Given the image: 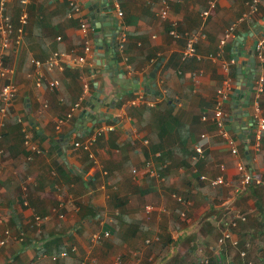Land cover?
Segmentation results:
<instances>
[{
    "label": "crops",
    "instance_id": "crops-1",
    "mask_svg": "<svg viewBox=\"0 0 264 264\" xmlns=\"http://www.w3.org/2000/svg\"><path fill=\"white\" fill-rule=\"evenodd\" d=\"M23 1L0 0V19L8 17L17 27L21 13L26 14L21 43H11L1 59L9 71L0 72V89L14 84L17 92L5 112L0 110V239L4 229L10 231L0 246V264H195L203 255L210 264H264V183L243 189L236 169L239 160L249 163L264 179V132L256 150L249 125L253 91L249 114L239 115L243 108L232 105L236 76L230 77L227 56L232 48L235 59L234 42L246 33L234 61L244 66L243 72L248 69L245 55L264 37V0L242 21L250 0H217L204 20L200 14L209 0H117V6L108 0L117 26L104 20L88 34L92 53L85 61L44 70L41 86L30 59L56 51L81 54L78 16L91 22L86 0ZM72 1L80 5L78 16L69 15ZM162 1L168 10L164 19L156 16ZM235 22L219 55L223 33ZM117 28L113 39L111 31ZM172 28L177 36L169 34ZM190 33L204 34L194 44L199 60L181 57ZM109 70L122 72L108 75ZM254 70L260 71L257 61ZM53 79L59 85L50 89L47 81ZM227 79L232 90L221 108L237 156L230 155L213 121L212 108ZM96 89L99 101L92 99ZM245 92L242 87L234 99ZM259 101L264 116V92ZM103 125L114 129L98 137L89 151L75 146ZM23 129L39 152L25 146ZM71 131L67 140L61 138ZM202 132L209 136L205 158L194 162L193 144ZM157 152V178H151L144 162ZM220 165L226 184L213 186L209 179ZM146 204L153 208L149 214L143 210ZM232 212L246 213V220L220 246L221 225ZM103 231L109 236L90 241L92 232ZM156 234L158 241L145 244ZM71 246L76 250L70 251ZM62 251L68 252L65 257Z\"/></svg>",
    "mask_w": 264,
    "mask_h": 264
},
{
    "label": "built area",
    "instance_id": "built-area-1",
    "mask_svg": "<svg viewBox=\"0 0 264 264\" xmlns=\"http://www.w3.org/2000/svg\"><path fill=\"white\" fill-rule=\"evenodd\" d=\"M25 1V0H24ZM23 1V2H24ZM217 0H209L207 9L202 11L200 14L202 19L209 14V11L216 6ZM262 0H250L248 2V8L247 10L242 13V17L239 19V21L244 20L245 18H250L253 14H255L258 11L259 5ZM113 3L117 6V0H113ZM72 11L69 13L70 16L77 15L80 13V5L74 1L71 3ZM119 11V9H117ZM168 14L167 5L165 2H161L159 5V9L157 12V15L160 19L166 18V15ZM8 17H2L0 22V72L1 74H5L9 71V69L1 67V59H3L4 50L10 46L11 43L19 44L21 43L23 39V27L26 23V14L24 12L21 13L19 17V22L17 27H15L9 20ZM78 22H79V28L83 37V45H82V52L81 54L72 55L70 52L65 51H56L47 56L44 59H37V58H31L30 63L31 66H33V74L35 76L36 85L41 86L43 80H44V70L45 71H52L55 68L64 69L66 66L75 65L79 63H83L86 59V56L88 54L92 53V47L90 43V39L88 38V34L94 30V27L88 23V21L84 18H81L78 16ZM236 22L231 24L229 27H227L223 33V39L220 42L219 46V55L222 52V46L224 44V41L226 38H230L233 35L234 27L236 26ZM172 27L175 26V23H171ZM169 34L172 36H177V33L172 28L169 30ZM124 34L122 33L119 36L120 41V48H122V42L124 41ZM199 37H204L203 33H190L188 37L186 38L185 44L181 50V57L182 58H194L199 60L200 56L196 53L195 49V42L198 40ZM57 39H60L58 37ZM254 58L255 61L258 62L260 71L255 74V77L253 79V86H252V100H251V132L254 139V148L256 150H259L260 148V140L261 135L264 132V116L261 113L260 108V96L264 92V37H260L256 40L255 49H254ZM234 58H230L229 63H235ZM195 74V73H194ZM231 79L225 80L223 83V86L221 87V90H219V98L216 100L214 108L213 109V121L216 125L217 133L224 139L226 145L228 146L230 150V155L237 156L238 149L235 144V139L231 137L227 129L225 128L224 123V113L222 111V105L224 103V100L228 98V93L232 90L231 89ZM47 85L50 89L57 88L59 85V81L56 79L48 80ZM17 92V87L14 84H7L1 87L0 89V99H1V111L5 112L6 108L10 104V102L14 99L15 94ZM138 100L142 101V94H140L137 97ZM148 105H152L151 101H146ZM77 105H75L76 107ZM204 120V117H202ZM114 129V126L112 125H103L98 127L95 131H93L90 135L86 137V139L80 144L75 143V146H80L85 151H89L91 145L94 143V141L100 137L103 133L112 131ZM24 133V144L26 147L31 149L33 152H39V147L36 144H33L30 141L29 133L26 131V129H23ZM209 142V136L208 134L202 132L196 142L193 144V153L191 155V159L194 162H201L205 158V149ZM148 141L144 139V144H147ZM1 153V148H0ZM160 156L161 153L157 152L154 153L152 156H150L145 162L144 167L147 170L148 176L151 178H157L156 175V167L160 163ZM165 166V164L163 165ZM236 169L239 173V179L240 183L242 185V188L245 189L251 184H261L264 183V179L261 177H258L254 174L253 168L250 166V164H245L243 161H237L236 163ZM224 172H225V166L220 165L219 166V173L213 178L209 179V182L213 186H219L226 184V180L224 179ZM205 176L202 174H199L198 180L204 181ZM240 190V189H239ZM238 191V189H235L233 192L234 194ZM237 194V193H236ZM233 195V193H232ZM228 197V199L225 201V210L227 212H230V208L232 205L233 197ZM181 199L178 198V201ZM152 206L149 204L144 205L143 210L146 214H149L152 211ZM180 217L182 219L186 218V211L183 209L180 212ZM39 220V218H36ZM246 220V213L241 212H232L230 214V217L227 219H224L222 225H221V236L218 240V243L220 246L226 245L227 240H230L233 234L234 228L237 226V224L240 221ZM109 236L108 231L103 232H92L90 234V241L91 242H97L103 238H106ZM10 237V231L9 229H4L3 231V237L0 239V246L4 245L8 238ZM159 235H154L152 238L145 239V244H150L153 241H158ZM233 244H236V241H233ZM75 246L70 247V251H75ZM68 253L67 251H62L60 254L61 257H65ZM246 254L245 251H241L240 255L241 257H244ZM57 258L56 255H53L51 257L52 260H55ZM118 262H120V259H117ZM195 264H210L209 259L205 257L204 255L201 256L198 261Z\"/></svg>",
    "mask_w": 264,
    "mask_h": 264
},
{
    "label": "water",
    "instance_id": "water-1",
    "mask_svg": "<svg viewBox=\"0 0 264 264\" xmlns=\"http://www.w3.org/2000/svg\"><path fill=\"white\" fill-rule=\"evenodd\" d=\"M84 7L87 9L88 14H89V20L91 22V25L94 28H98L100 27V25L102 24V22L106 19H108V23L107 25L109 26L111 24V21H114L115 26H117L116 20H114L113 17L109 16V13L111 12V8L109 5V1L108 0H97L92 2V0H86L84 2ZM118 28L116 30L111 31V36L115 37V34L117 32ZM246 37V33H243L242 35L238 36L234 42V53L235 55V60H238V57L240 56V50L238 48V45L240 42H242V40ZM102 40H98L97 41V47L96 48H100V44H101ZM255 44L256 41H254V43L252 44V46L250 47V49L247 51L246 53V58L248 59V63H247V70L245 72H243L244 70V66L242 64H238L237 65V69H236V81H235V89H234V94H233V101H232V105L236 104H240L241 103V108H243V110H239L237 111V113L239 115H248V110L247 107L249 105V97L252 91V86H253V79L255 77V58H254V49H255ZM100 55V54H98ZM100 57H102V55H100ZM114 59V57L112 58ZM113 63V62H111ZM156 69H154L155 72ZM115 74L117 72H122V70H114L113 71ZM112 71H108V75H111L113 73ZM150 76L152 78H154V73H151ZM242 87L246 88V92L244 97L238 98V99H234L236 94H239L242 92ZM99 96H100V90L96 89V91L93 93L92 95V99L99 101ZM105 99V98H104ZM93 108V107H92ZM92 111V110H91ZM90 117H93V113H91ZM95 122V121H94ZM251 121L249 123V125L251 126ZM73 131H71L70 133H67L65 135H62L61 138L62 139H66L70 136V134ZM57 148V153L60 155V157L62 159L65 158V154L63 152V150L61 148L58 147V145L55 146ZM248 151L247 148L245 150V155L248 158Z\"/></svg>",
    "mask_w": 264,
    "mask_h": 264
},
{
    "label": "trees",
    "instance_id": "trees-1",
    "mask_svg": "<svg viewBox=\"0 0 264 264\" xmlns=\"http://www.w3.org/2000/svg\"><path fill=\"white\" fill-rule=\"evenodd\" d=\"M227 56L229 57V58H233V53H232V48H229L228 50H227ZM236 67H237V65H236V63H232L231 64V66L229 67V74H230V77H231V79H235V76H236ZM263 134V133H262ZM251 137V136H250ZM262 137V136H261ZM252 138V137H251ZM249 161V160H248ZM247 161V162H248ZM248 164V163H247Z\"/></svg>",
    "mask_w": 264,
    "mask_h": 264
}]
</instances>
